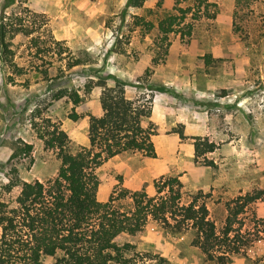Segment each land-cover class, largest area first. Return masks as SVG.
I'll return each instance as SVG.
<instances>
[{
  "label": "rangeland",
  "instance_id": "374dc122",
  "mask_svg": "<svg viewBox=\"0 0 264 264\" xmlns=\"http://www.w3.org/2000/svg\"><path fill=\"white\" fill-rule=\"evenodd\" d=\"M209 1L217 4L216 17L194 21L184 41L171 34L165 52L156 43L158 22L172 11L171 0L161 8L158 0L142 7L128 0H0V196L9 197L3 187L11 179L57 176L61 161L41 138L45 128L68 133L73 151L89 144L88 115L101 111L96 83L112 85L115 76L127 84L129 99L151 107L160 134L155 158L124 153L96 169L97 199L123 188L153 195L156 179L180 176L185 201L207 195L210 218L222 231L226 204L264 188V0ZM143 22L155 27L147 32ZM74 92L79 105L69 98ZM198 141L213 142L215 151L198 157ZM249 208L244 230L256 225L263 238L228 264H264V201ZM193 238L192 231L150 221L140 236L118 243L134 245L128 256H147L146 264H216Z\"/></svg>",
  "mask_w": 264,
  "mask_h": 264
},
{
  "label": "trees",
  "instance_id": "16d2710c",
  "mask_svg": "<svg viewBox=\"0 0 264 264\" xmlns=\"http://www.w3.org/2000/svg\"><path fill=\"white\" fill-rule=\"evenodd\" d=\"M146 1L128 0L127 6L142 7ZM171 1L172 11L158 22L160 38L156 43L165 45V52L172 43L171 34L181 41L189 39L194 21L214 19L218 13L217 4L209 0ZM165 2L158 0L157 7ZM181 2L189 5L183 8ZM143 24L147 32L155 27L152 22ZM158 60L154 57L156 63ZM109 78L112 85L104 79L96 83L102 88L101 111L88 115L89 144L73 151L68 133L57 125L51 130L45 128L41 138L61 161L57 176L46 182L15 178L3 187L9 197L0 196V264H146L147 256L137 252L128 256L134 245L118 241L124 236H140L150 221L172 232L192 231L193 245L216 264H228L232 256L261 240L256 225L254 230H244L243 215L250 206L264 201V188L239 195L226 204L228 214L222 231L210 218L207 195L198 192L185 201L180 176L156 179L153 195L145 188H123L105 202L97 199L100 180L96 169L124 153L155 158L154 137L160 134L151 119V107L129 99L127 84L115 76ZM69 98L75 105L82 102L77 92L70 93ZM71 117L76 120L80 116L73 112ZM173 131L181 139L188 138L184 128ZM202 145L206 148L201 149ZM195 146L198 157L216 149L209 141H198ZM125 200H129L127 206L121 204Z\"/></svg>",
  "mask_w": 264,
  "mask_h": 264
}]
</instances>
